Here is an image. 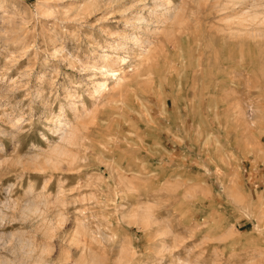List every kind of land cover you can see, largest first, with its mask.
I'll list each match as a JSON object with an SVG mask.
<instances>
[{"label": "rangeland", "instance_id": "374dc122", "mask_svg": "<svg viewBox=\"0 0 264 264\" xmlns=\"http://www.w3.org/2000/svg\"><path fill=\"white\" fill-rule=\"evenodd\" d=\"M0 264H264V0H0Z\"/></svg>", "mask_w": 264, "mask_h": 264}, {"label": "bare ground", "instance_id": "6f19581e", "mask_svg": "<svg viewBox=\"0 0 264 264\" xmlns=\"http://www.w3.org/2000/svg\"><path fill=\"white\" fill-rule=\"evenodd\" d=\"M163 7V6H162ZM121 61H123V60H118V62H121ZM101 86H104V84L103 85H100V87ZM59 123V126H57L58 127V129H57V133H58V136L60 137V140L63 142V143H66V144H70V142H72L73 143V141H74V136H75V133L73 132V131H70V129L68 130V124L66 123V122H58ZM73 140V141H72ZM60 147V146H59ZM62 150H63V148H62ZM54 152L55 153H57V154H60L61 153V149L60 148H56V149H54ZM62 154H63V152H62ZM61 155V154H60ZM18 245V244H17ZM29 247V246H28ZM15 248V247H14ZM19 248L22 250V251H24V249H27L26 251L28 252V253H30V251L31 250H29V248H27V246L25 245H21V243H19ZM20 251V250H19ZM25 251V252H26ZM24 252V253H25ZM29 257H30V255H29ZM31 258V257H30ZM29 259V258H28Z\"/></svg>", "mask_w": 264, "mask_h": 264}]
</instances>
